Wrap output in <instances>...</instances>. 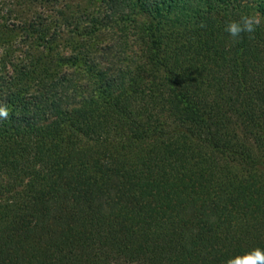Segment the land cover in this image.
Here are the masks:
<instances>
[{
  "label": "trees",
  "instance_id": "trees-1",
  "mask_svg": "<svg viewBox=\"0 0 264 264\" xmlns=\"http://www.w3.org/2000/svg\"><path fill=\"white\" fill-rule=\"evenodd\" d=\"M0 103V264L264 249V0H0Z\"/></svg>",
  "mask_w": 264,
  "mask_h": 264
},
{
  "label": "clouds",
  "instance_id": "clouds-1",
  "mask_svg": "<svg viewBox=\"0 0 264 264\" xmlns=\"http://www.w3.org/2000/svg\"><path fill=\"white\" fill-rule=\"evenodd\" d=\"M261 24V18L256 15H242L238 20H229L224 31L228 34L232 43H238L247 34L249 39L254 38L257 27ZM9 108L6 103H0V120L9 119ZM225 264H264V249L253 248L243 254L228 258Z\"/></svg>",
  "mask_w": 264,
  "mask_h": 264
}]
</instances>
